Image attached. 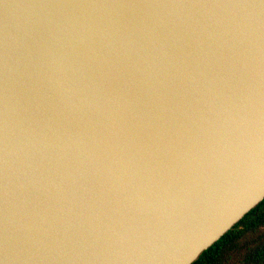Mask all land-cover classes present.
I'll use <instances>...</instances> for the list:
<instances>
[{
	"label": "water",
	"instance_id": "obj_1",
	"mask_svg": "<svg viewBox=\"0 0 264 264\" xmlns=\"http://www.w3.org/2000/svg\"><path fill=\"white\" fill-rule=\"evenodd\" d=\"M264 200V0H0V264H192Z\"/></svg>",
	"mask_w": 264,
	"mask_h": 264
},
{
	"label": "trees",
	"instance_id": "obj_2",
	"mask_svg": "<svg viewBox=\"0 0 264 264\" xmlns=\"http://www.w3.org/2000/svg\"><path fill=\"white\" fill-rule=\"evenodd\" d=\"M192 264H264V200Z\"/></svg>",
	"mask_w": 264,
	"mask_h": 264
}]
</instances>
